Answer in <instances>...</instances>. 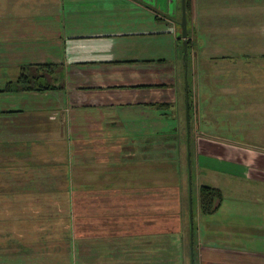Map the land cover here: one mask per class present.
I'll return each mask as SVG.
<instances>
[{"label":"crops","instance_id":"obj_1","mask_svg":"<svg viewBox=\"0 0 264 264\" xmlns=\"http://www.w3.org/2000/svg\"><path fill=\"white\" fill-rule=\"evenodd\" d=\"M199 4L206 114L202 120L188 117L187 147L175 143L172 153L178 160L183 147L188 149L190 169L194 154L195 170L225 177L208 185L224 193L227 180L235 179L237 196L248 194L249 201L264 205V0ZM182 10V0H0V122L10 125L0 130V165L25 171L17 202L50 201V193L35 191L39 185L26 172L52 156H67V132L74 131L75 152L68 160L82 169V178L62 179L61 186L77 188V203L90 200L99 224L77 227V235L69 228L12 227L5 241L9 257L2 254L0 264H264V251L248 253L249 259L227 241L218 246L205 238L202 228L193 244L190 229L187 257L184 224L193 199L192 181L189 188L184 176L186 157L177 166L163 162L175 158L163 145V117L173 115L169 111L180 101L176 53ZM168 33L171 47L159 41ZM47 63L55 64L51 79L62 89L6 101L16 93L5 91L9 82ZM192 90L199 110L195 83ZM35 95L48 99L31 107ZM158 103L171 104L169 111L158 110ZM219 108L226 120L218 119ZM53 137L59 140L52 144ZM94 139L107 144L105 153L97 151ZM166 200L177 207L172 226H164Z\"/></svg>","mask_w":264,"mask_h":264},{"label":"rangeland","instance_id":"obj_2","mask_svg":"<svg viewBox=\"0 0 264 264\" xmlns=\"http://www.w3.org/2000/svg\"><path fill=\"white\" fill-rule=\"evenodd\" d=\"M193 5L192 9L187 12V20H188V32H190V38L192 39L191 47L187 50V38L185 39L183 36V29L181 26L182 18H183V11H179L178 13V22H179V30L177 32V38H178V59H177V94L180 101L171 108V111H169V108H157L158 110H163L164 112H172L173 115H164L163 119V126L166 128V133L163 134V145L164 148H168V150L172 153L173 149H175V143H177L179 146H186L187 147V140L189 139V134L185 133V130L187 128V120L188 117L195 120H202L205 116V108L203 106H206L204 103V97H203V85H204V71H203V35L201 34V6L199 3H201V0H192ZM147 15V14H146ZM174 31V29H173ZM167 36V37H166ZM173 37L174 33H173ZM181 37L182 39H179ZM168 38H170V33L168 35H164L163 37H160L159 39H156V41H164L167 43L169 47L170 42L168 43ZM168 39V40H167ZM167 40V41H166ZM158 41V42H159ZM157 43V42H156ZM165 43V44H166ZM186 50L188 53V57H186ZM16 77V76H14ZM52 80V79H51ZM195 83V100L196 103H198L199 110H196V107L193 106V84ZM5 86V85H4ZM197 86V89H196ZM7 93V92H6ZM25 93V92H24ZM22 94V93H21ZM32 93H27L25 96H31ZM52 96V95H51ZM22 95L20 93H13L9 94L6 97V101L9 103L14 100H20ZM48 97L45 95H35L33 97L29 98L30 106L34 107V105H38V103L43 102L44 100H47ZM192 104L191 105H189ZM196 106V104H195ZM193 107L195 108V114L193 111ZM197 107V108H198ZM208 110V109H207ZM219 118L226 120V113L222 111V109H218ZM160 113V112H159ZM210 114V112H209ZM211 113V117H212ZM216 115V114H215ZM33 117L32 114H27L26 118L30 120ZM208 119H210L209 115H207ZM26 120V119H25ZM72 124V123H71ZM73 125V124H72ZM10 127L7 123H1L0 122V130H8ZM73 131V127H72ZM26 133V132H25ZM75 133L73 132H67V152L70 153V159L73 158L72 154L75 152V149L73 147V144H75ZM10 138V136H8ZM25 138V136H24ZM2 140V139H0ZM58 138L52 139L51 143L53 144V141H58ZM42 143L44 141V144H47V139H40L36 140ZM35 141V142H36ZM74 141V142H73ZM88 144L90 143L86 141ZM91 142H95V144H98L99 153H105V148L107 147V144L103 140H92ZM193 143V140H192ZM59 144V143H58ZM58 144H56L58 146ZM63 143L61 142L60 145ZM86 144V143H85ZM126 144V143H125ZM124 144V145H125ZM9 145V144H8ZM59 145V146H60ZM7 146V145H6ZM14 145L12 146V148ZM3 148L4 147H0ZM11 149V147H10ZM78 150H81L80 146ZM127 150V149H126ZM132 151L134 149H131ZM167 150V151H168ZM184 152L181 151V158L177 160L178 154L175 155L172 153L170 156H174V161H163L165 162H172L176 163V166L179 165V161H183L184 157H186V168L184 169V176L186 178V174H188V185L190 188L191 184V191H192V197H193V213L191 210H189V218L188 223L184 224L187 231H185V242L188 253V258L190 256V251L188 250L190 248V242H191V231L192 228V220H193V228L195 229V234L198 228H202L204 231V237L207 239H212V241L215 242L216 245L220 246L218 243H223L227 241L226 243H230L231 246H236V248L240 251L246 252L249 259L251 258L248 253H252L257 250L264 251V230H259L257 228L260 227L259 223L264 224V205H258L255 202L252 203L251 199L250 201L246 196H241L238 194V196L235 194L236 192V181L235 179L232 180V183H229L227 180V185L229 187H225L224 191V200L222 202V206L220 209L214 213V214H207L204 215L201 213L202 217L199 214V191H197V186L199 183L201 184H215L220 183L224 181V176L220 178V174H216L210 170H207L206 168H201L200 171L195 170L196 168H193L196 166L195 161V155H192V169H190V151L188 149L185 151V148L183 147ZM2 150L0 149V152ZM193 152V151H192ZM195 152V150H194ZM66 153L63 155L62 159H57L59 156H52L51 160H48L43 166H36L38 170L26 172V174H31L34 176L35 186L34 189L37 193H50V201L45 202H39V203H24V202H17V199L20 197H17L16 192L18 190L17 185L24 181L23 176L25 177V171H12L10 170V166L7 165H0V261L4 260L2 257V254H5L7 256L6 259L9 257V249H11V246L8 245V243H5V241L11 236L10 231L12 227H35V228H50V230H62L65 228H69L74 230L77 235V227L82 228L86 227L89 228L92 225L97 226L98 220L97 217L94 219L92 218V215L94 214L92 212V207L94 204L89 200H86L84 204L77 203V197L76 192L77 188L71 185H64L61 186V182L63 179L64 181H70V179H74L77 181V178H82V169L79 171V169L76 170V165L73 168V164L71 165V160H68L69 154ZM82 157H91L90 154L86 155L84 154ZM164 160H170L167 158H164ZM36 162H39L36 160ZM87 163H90V161H87ZM9 165V164H8ZM90 165V164H88ZM94 167L95 164H92ZM62 166H65L62 168ZM41 167H45L44 169H39ZM65 169V171H63ZM86 171V170H84ZM186 171V173H185ZM20 174L21 177H17L16 175ZM119 174V173H118ZM177 175V172H176ZM77 176V178H76ZM119 176V175H116ZM165 178V176H164ZM176 178V177H174ZM173 178V179H174ZM220 178V179H219ZM75 182V181H74ZM25 183V182H24ZM231 184V185H230ZM40 185H50V186H40ZM121 188V187H120ZM23 192V190L21 191ZM72 198H69L70 196ZM90 195V192L87 193V196ZM25 198V197H23ZM76 208H79L78 211H76ZM171 211V214L170 212ZM176 211L177 213V207H175V203H170L168 200H166L164 204V226H172L175 225V218L174 214ZM102 218V217H100ZM100 221H103V219H100ZM237 224L238 227H243L241 229L235 228V227H228L225 228V226H230L231 224ZM182 225V223H181ZM187 226V227H186ZM208 230H214L213 232H208ZM90 233V232H88ZM81 236V235H79ZM198 237L195 235V238ZM222 247V246H221ZM72 250H75L74 243L72 242ZM5 252V253H2ZM262 261H264V258H261Z\"/></svg>","mask_w":264,"mask_h":264},{"label":"trees","instance_id":"obj_3","mask_svg":"<svg viewBox=\"0 0 264 264\" xmlns=\"http://www.w3.org/2000/svg\"><path fill=\"white\" fill-rule=\"evenodd\" d=\"M193 2L192 0H186L187 12L192 9ZM189 25V24H188ZM189 29V28H188ZM190 32H188L187 42V50L191 47L192 39L190 38ZM180 39H182L180 37ZM186 50V57H188V53ZM55 64L47 63L35 65V69H30L24 71L16 82H9L5 91L7 92H16V93H24V92H48L53 90L62 89L63 86L57 84L53 79V73ZM157 108H169L171 104L169 103H158L153 104ZM152 105V106H153ZM191 198L192 194H191ZM199 203L201 213L204 215L214 214L216 213L224 200V193L219 187L211 186L208 184H203L200 186L199 190ZM194 220V217H193ZM193 220H192V244L195 242V229L193 228ZM196 259V257L194 258ZM196 264V263H195Z\"/></svg>","mask_w":264,"mask_h":264},{"label":"water","instance_id":"obj_4","mask_svg":"<svg viewBox=\"0 0 264 264\" xmlns=\"http://www.w3.org/2000/svg\"><path fill=\"white\" fill-rule=\"evenodd\" d=\"M183 2V18L181 22V26L183 29V36L186 39L188 36V20H187V7H186V0H182Z\"/></svg>","mask_w":264,"mask_h":264}]
</instances>
